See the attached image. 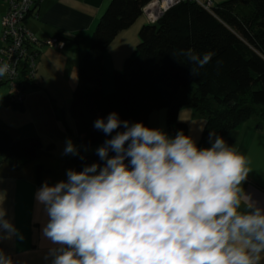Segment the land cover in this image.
<instances>
[{
    "label": "clouds",
    "instance_id": "1",
    "mask_svg": "<svg viewBox=\"0 0 264 264\" xmlns=\"http://www.w3.org/2000/svg\"><path fill=\"white\" fill-rule=\"evenodd\" d=\"M213 55L192 48L172 54L187 59L193 76ZM12 71L0 62V78ZM93 127L110 136L95 150L103 165L68 169L66 180L45 181L35 193L46 216V261L264 264V207L245 193L251 160L235 146L210 132L211 146L201 148L182 130L170 137L116 112ZM69 154L79 155L71 139ZM13 236L22 239L0 205V242ZM0 264H14L2 249Z\"/></svg>",
    "mask_w": 264,
    "mask_h": 264
},
{
    "label": "trees",
    "instance_id": "2",
    "mask_svg": "<svg viewBox=\"0 0 264 264\" xmlns=\"http://www.w3.org/2000/svg\"><path fill=\"white\" fill-rule=\"evenodd\" d=\"M147 1L110 0L78 58L68 107L81 148L79 155L69 156L76 171L92 163L103 165L95 150L110 136L93 125L112 112L151 128L149 115L166 109L168 134L174 137L181 130L187 135L186 124L177 117L181 108H191L205 119L197 143L201 148L208 145L210 132L222 136L254 113L264 118V0H222L210 9L189 0L171 6L155 24L140 27L135 49L113 73V90L104 94L103 53L118 32L140 17ZM188 48L214 53L196 76L185 57L172 56ZM3 101L21 109L6 97ZM51 149L39 136L13 139L0 127V158L12 169ZM35 173L39 182V165Z\"/></svg>",
    "mask_w": 264,
    "mask_h": 264
},
{
    "label": "crops",
    "instance_id": "3",
    "mask_svg": "<svg viewBox=\"0 0 264 264\" xmlns=\"http://www.w3.org/2000/svg\"><path fill=\"white\" fill-rule=\"evenodd\" d=\"M215 1L218 3L222 0ZM109 2L110 0H39L36 14L26 18L25 26L37 40L43 42L58 37L64 41L65 46L62 50L40 47L36 57L34 86L26 88L33 90L29 95L25 93L21 109L13 108L11 114L4 118L3 113H7V109L0 107V127L13 139L40 136L41 129L34 116L29 117L23 113H32L37 96L42 94L37 90L40 86L39 78L42 79L43 73L53 65L64 69L62 61H66V64L71 61L77 65L79 56L88 48L91 33ZM5 11L6 4L0 0V33L1 17ZM146 23L144 17H138L131 26L118 32L104 51L101 82L104 94L113 90V73L122 69L125 59L135 49L140 27ZM3 97L4 95L0 97V102L6 105ZM177 118L186 124L187 135L197 144L205 125L204 117L193 109L184 107L178 111ZM148 120L151 128L162 129L168 134L166 109L154 110ZM221 137L251 160V171L243 188L246 194L251 195L252 199L264 207V118L254 113ZM210 146L209 142L206 147ZM63 152H40L34 160L19 169H12L0 158V205L7 210V218L22 234V239L13 236L10 240L0 242V249L10 256L15 264H50V261L44 259L47 241L41 234L46 216L42 206L35 200V193L45 181L54 185L67 179L68 169L75 170L69 159L71 154L63 155ZM38 165L41 167L39 182L36 181L35 173Z\"/></svg>",
    "mask_w": 264,
    "mask_h": 264
},
{
    "label": "built area",
    "instance_id": "4",
    "mask_svg": "<svg viewBox=\"0 0 264 264\" xmlns=\"http://www.w3.org/2000/svg\"><path fill=\"white\" fill-rule=\"evenodd\" d=\"M6 11L1 17L0 62H8L13 71L0 78V87H6L4 97L14 104H22L25 90L34 80L38 49L46 46L62 50L63 40L53 37L37 40L25 26V20L35 15L39 0H2ZM186 0H148L141 8V14L148 24H155L163 13L178 2ZM210 9L213 0H189Z\"/></svg>",
    "mask_w": 264,
    "mask_h": 264
},
{
    "label": "rangeland",
    "instance_id": "5",
    "mask_svg": "<svg viewBox=\"0 0 264 264\" xmlns=\"http://www.w3.org/2000/svg\"><path fill=\"white\" fill-rule=\"evenodd\" d=\"M216 3L214 0L212 6L216 5ZM140 17L144 16L141 14ZM62 62L65 66L64 69H61V66L57 68L53 65L43 73L42 79L39 78L40 86L37 90H40L42 94L37 96L34 102L35 109L32 111L33 114L29 111L30 114L23 112L29 117L30 115L34 116L35 122L38 123L41 129V134L38 136L41 138L43 146L51 145L52 151H64L65 142L68 139H71L74 145L80 147L76 141L74 123L68 110L72 91L76 85L77 65L72 64L71 61H68L67 64L66 61ZM31 90L33 89L29 88L25 90V93L29 95ZM6 91V87L1 86L0 97ZM6 105L0 102L1 109H7V113H3L4 118H7V114H11L10 111L13 110L10 104Z\"/></svg>",
    "mask_w": 264,
    "mask_h": 264
}]
</instances>
